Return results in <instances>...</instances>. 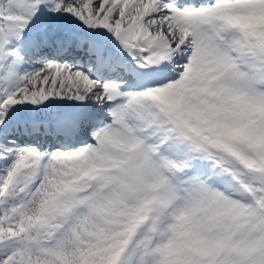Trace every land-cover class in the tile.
I'll use <instances>...</instances> for the list:
<instances>
[{"label":"snow or ice","instance_id":"snow-or-ice-1","mask_svg":"<svg viewBox=\"0 0 264 264\" xmlns=\"http://www.w3.org/2000/svg\"><path fill=\"white\" fill-rule=\"evenodd\" d=\"M0 264H264V0H0Z\"/></svg>","mask_w":264,"mask_h":264}]
</instances>
